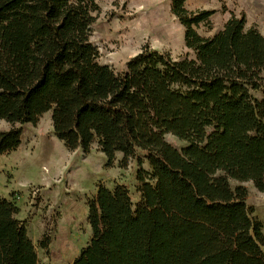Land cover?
Listing matches in <instances>:
<instances>
[{"label":"trees","instance_id":"16d2710c","mask_svg":"<svg viewBox=\"0 0 264 264\" xmlns=\"http://www.w3.org/2000/svg\"><path fill=\"white\" fill-rule=\"evenodd\" d=\"M188 1L172 0L171 14L194 56L146 46L119 74L91 41L95 0H0V122L10 125L0 155L52 112L70 151L98 143L108 166L140 152L150 166L137 172V201L127 185L98 187L92 238L72 264H264V223L248 188L233 186L264 192V34L233 13L205 35L216 10ZM19 211L0 198V264H40Z\"/></svg>","mask_w":264,"mask_h":264},{"label":"rangeland","instance_id":"374dc122","mask_svg":"<svg viewBox=\"0 0 264 264\" xmlns=\"http://www.w3.org/2000/svg\"><path fill=\"white\" fill-rule=\"evenodd\" d=\"M99 9L92 27L91 41L99 50L98 62L112 66L119 74L128 71L129 61L144 48L170 54L174 59L192 50L185 45V30L171 14L172 0H95ZM190 10H216L212 30L201 28L212 36L222 30L236 13L246 15L248 25H255L264 34V0H189ZM261 97V95L259 94ZM10 125L0 122V130ZM176 148L186 143L167 134ZM23 143L11 154L0 155V198L15 200L36 245L40 264H72L83 248L89 245L93 228L89 222V202L105 184L115 189L127 185L137 201V172L150 168L139 163L145 154L132 156L124 164L119 153L112 166L98 143L85 153L82 148L70 151L55 134L52 112L46 113L39 125L26 123ZM124 161V162H123ZM248 188L249 204L256 208V217L264 223V192L252 182H233ZM264 231V230H263ZM50 240L49 251L41 245Z\"/></svg>","mask_w":264,"mask_h":264}]
</instances>
